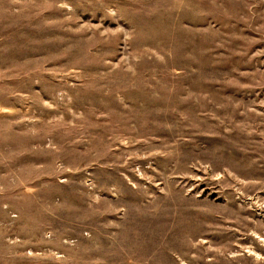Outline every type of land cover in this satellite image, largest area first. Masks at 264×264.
Listing matches in <instances>:
<instances>
[{
	"label": "rangeland",
	"instance_id": "374dc122",
	"mask_svg": "<svg viewBox=\"0 0 264 264\" xmlns=\"http://www.w3.org/2000/svg\"><path fill=\"white\" fill-rule=\"evenodd\" d=\"M0 264H264V0H0Z\"/></svg>",
	"mask_w": 264,
	"mask_h": 264
}]
</instances>
